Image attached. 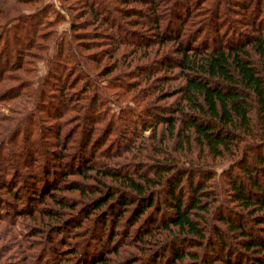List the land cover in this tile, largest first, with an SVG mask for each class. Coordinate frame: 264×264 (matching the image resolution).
I'll use <instances>...</instances> for the list:
<instances>
[{
	"label": "trees",
	"instance_id": "trees-1",
	"mask_svg": "<svg viewBox=\"0 0 264 264\" xmlns=\"http://www.w3.org/2000/svg\"><path fill=\"white\" fill-rule=\"evenodd\" d=\"M71 1L56 0L62 11ZM74 1L92 23L115 30L108 57L129 44L130 60L139 62L128 59L136 69L126 80L98 83L73 42L77 36L88 49L76 31L70 44H52L48 88H30L63 14L47 19L51 0H0V110L10 111L0 114V190L15 195L27 175L33 198L53 203L56 209H38L36 223L59 229L54 264H103L110 255H117L111 264L123 263V245L140 255L130 264H264V0ZM16 4L35 7L12 15ZM74 17L75 31L82 16ZM138 26L151 34L133 33ZM127 34L137 37L128 43ZM70 70L84 79V93L68 92ZM112 88L119 90L108 94ZM82 100L89 109L82 111ZM113 101L118 112L107 105ZM48 103L61 106L59 118L85 123L76 128L82 138H61L65 122L44 126L52 147L44 155L33 114ZM117 134L124 136L118 144ZM82 233L99 245L86 239L92 247L81 254L70 241Z\"/></svg>",
	"mask_w": 264,
	"mask_h": 264
},
{
	"label": "rangeland",
	"instance_id": "rangeland-1",
	"mask_svg": "<svg viewBox=\"0 0 264 264\" xmlns=\"http://www.w3.org/2000/svg\"><path fill=\"white\" fill-rule=\"evenodd\" d=\"M47 1H50V0H47ZM51 1L54 3V5L52 7L50 6L49 8L45 10L47 11V14H46L47 19L55 18L56 10L60 13V15L63 14V19L61 21H58L59 25L57 26V30L55 34H53V36H51L50 39L46 42V44L48 45L47 55H45L41 60L36 62L35 64L36 66H34V70L30 74V77L32 78L30 80V83H31L30 88L32 87L34 89L36 87V90L37 88H42V86L45 88H48V84L45 83V81L47 80L46 72L49 66L48 62L52 61L53 54L55 52V49L52 48V44L53 43L55 44L56 42L57 43L62 42L63 44L68 42L70 44L69 39H72L73 37L72 34H74V32L76 31L80 32L81 34L80 37H82V40H84L83 45H86L88 49L82 51V48L79 46V43H77L78 42L76 40L77 36L73 38L74 39L73 42L78 44V53L80 56H82L83 60L88 63V67H87L88 72L90 73L91 76L92 75L94 76L93 79L96 82L104 83L105 85L106 81L108 80L112 82L115 80H121V81L126 80L127 74L136 69L135 68L136 65L131 68L129 67L130 65L128 63V59L130 60L129 46L131 45L128 44L126 46H122L120 51L115 55L114 58L112 56L108 57V55H106V51L110 52V49L113 47V46L111 47L112 38L110 37L112 33L113 34L115 33V30L114 31L108 30L105 25H99L98 23H95V24L92 23L93 16L88 13L87 9L81 7L82 5L80 2L77 3V1L72 0L67 5L68 8L72 10L68 11L67 9H63V11H65L63 12L61 9H59V5L56 2V0H51ZM74 3H76V5ZM16 5L17 6H13V8L15 9V12L14 10H12L10 14L15 15L16 12H20L18 10V7H19L23 9L22 10L24 11L23 15H26L28 13L27 12L28 10L29 12H33V9H30V8L35 7V5H32V4L26 5L25 7L27 8L21 7L20 4H16ZM114 13L118 19L121 18V15L118 12L114 11ZM77 15L82 16V19H80L81 23L78 24L79 27L77 26L78 28H76L74 31V27L72 26V23L75 24L77 20L79 19V18L76 19L74 17ZM124 22L125 21H123V23ZM124 24L126 27V23ZM127 28L130 29L129 27ZM134 30L135 31H133V33L134 32H139V33L147 32V34H151L150 31H145L142 27H139V26L134 27ZM119 33L120 34L119 35L117 34L116 36L124 37L123 32L122 33L119 32ZM58 37L62 39L59 41ZM125 37L128 43H132L133 42L132 38L137 37V36L135 34H127ZM10 47L11 48L13 47L12 42H11ZM56 48H57V44H56ZM83 53L88 54V55L83 57L82 55ZM5 54L6 53L4 51L0 53V59H2L3 62L6 61ZM46 56L48 57V60H46ZM15 58L17 59V56L16 57L12 56L11 59H15ZM130 61H133L132 65L139 62L138 59L137 60L132 59ZM143 62L145 63L146 60L142 59V61L138 63L137 65L142 64ZM72 73H73V70L72 71L70 70V74H67L68 76L65 77V81H71L69 88H68L69 90L68 92L69 93L76 92L77 94L84 93V91L80 89L81 85L84 83V79L80 78V75L79 77H77V74L73 75ZM106 73H108L109 75H104ZM24 75L25 74L23 73L21 74V77H23L22 80L27 82V79L24 78L25 77ZM61 78H64V77L62 76ZM15 85L16 84H14V86ZM116 90H119V89L112 88L111 90H108L107 92L108 94H110L112 92H115ZM24 93L28 95L27 91H24ZM87 94L88 96L90 95L89 93ZM84 101L85 100H82V102L85 103L83 104L84 106H83L82 111L89 109L87 105L89 104V102L88 101L84 102ZM107 105L111 109V112L113 111L118 112L119 109L121 108L120 106L115 104L114 101L111 103L108 102ZM43 106H45L44 107L45 111H42V112L37 111L36 112L37 116L35 113L33 114L35 116L34 138L39 139L41 137L39 141L42 142L41 147H40V154H44L45 149H52L49 143L51 141L49 139H48L49 142L45 141L46 137L43 133L44 126H49V128L55 130L59 126L58 124H61V122H65L64 126L66 129H63L61 138H73V137L82 138V134L80 130H79L78 136H76L78 132V131L76 132V128L80 129L79 126L84 125L85 123L82 120V117H80L81 118L80 120L77 119V117L68 118V115H65V117L59 118L60 115L57 111L61 110L60 109L61 106L58 105L59 107L56 106L55 108V104H52V103H48V105H43ZM51 107L54 108V110H52ZM9 112L10 111L8 108H6V105L4 106L3 109L0 110V114L3 116H6L7 114H9ZM85 118L88 119L87 116L84 117V119ZM100 126L101 128L103 127L102 124ZM114 138H116L114 143L118 144V142H121V139L122 140L124 139V136L122 134H117L112 137V139ZM77 141L78 140H74V142L70 143L71 145H74L73 148H75V146L78 145ZM22 142L23 141L19 142L18 150L20 154H22L23 157L26 156V160L30 161V158L28 156L29 149L27 150V146L23 145ZM28 147L30 146L28 145ZM73 152L74 151L72 149L70 152L72 154L71 158H74L76 156ZM7 153H8L9 158L11 160L13 159L15 163L19 166V171L22 172V176H24L26 174V171L24 170V168L23 169L21 168L19 160L16 159L13 155L10 156L11 154L8 151ZM77 158L78 157H75L72 160L75 161ZM40 159L41 158L39 155V160ZM50 165L51 167H53L54 163L50 162ZM39 168L41 170V167ZM75 179H78V178L76 177ZM22 180H23L21 181L22 183L20 184L18 183L19 189L15 191L16 192L15 195L7 193L4 190H0V200H3V202L5 201L6 203V206L4 207L5 209L4 212L0 210L3 216V218L0 219V264H54L53 261H55L54 260L55 257H53L54 251L51 248V244H52V240H56L59 229L57 227L52 228L51 227L52 224L36 223L37 222L36 220L42 217L40 216L41 214H39L40 211L38 212V209L44 210L46 208H49L48 210H51V209H56V208H53V203L51 202H49L48 204L46 203L41 204L39 202L40 198H35V197L33 198L32 193H31L30 184H29V177L27 175H26V178L25 179L22 178ZM17 197H20L21 201H17L18 200ZM16 205L19 206L20 208L18 209L20 210L19 212H21V208H22L26 212H29L30 215L32 214L31 217L26 216V215H18L19 213L18 211L16 212V207H17ZM66 231L63 232V234H65ZM84 235L85 233H82V236H80L79 238L77 237V239L75 240L73 239L72 241H70V242H74V241L79 242L77 243L78 251L81 252V254L86 251V248L88 246H90V245H87L86 242H84L86 241V239H90L91 241H94L95 245H99L98 240L91 239L92 238L91 234L87 236H84ZM101 244H103V241L101 242ZM122 247L123 248H121L120 256L121 258L124 257L126 261L124 260L123 263L115 262L113 264H130L128 262L132 261L131 256H133L134 254L137 256H140L137 250L132 249L133 250L132 251L131 248H128L127 246L125 247L124 245ZM89 249L91 250L90 251L91 253L93 248H89ZM116 259H117V255H110L107 261L105 260L104 263L109 262V264H111V262ZM73 264H76V261H74Z\"/></svg>",
	"mask_w": 264,
	"mask_h": 264
}]
</instances>
